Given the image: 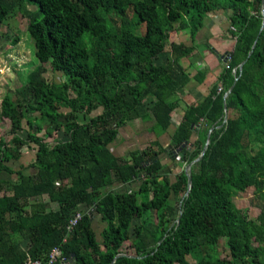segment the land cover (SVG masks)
Returning <instances> with one entry per match:
<instances>
[{
    "label": "trees",
    "instance_id": "16d2710c",
    "mask_svg": "<svg viewBox=\"0 0 264 264\" xmlns=\"http://www.w3.org/2000/svg\"><path fill=\"white\" fill-rule=\"evenodd\" d=\"M262 2L0 0V21L27 18L37 60L0 104L10 121L0 138V264H264ZM226 10L233 49L209 93L186 102L181 93L205 77L186 65L196 33ZM46 63L58 81L46 79ZM138 120L156 139L113 151ZM61 129L66 138L52 144L38 136ZM250 188L255 219L234 202ZM54 248L61 256L49 263Z\"/></svg>",
    "mask_w": 264,
    "mask_h": 264
},
{
    "label": "rangeland",
    "instance_id": "374dc122",
    "mask_svg": "<svg viewBox=\"0 0 264 264\" xmlns=\"http://www.w3.org/2000/svg\"><path fill=\"white\" fill-rule=\"evenodd\" d=\"M223 18H227L226 14H224ZM27 25V18L24 17L20 12H15L13 16H9L3 21H0V104L3 95L8 91L13 93L15 88L20 86V84L26 78L27 73L37 63L34 55L35 42L30 33L27 31ZM15 36H18V40L14 42ZM182 38L185 39L184 36L181 37V39ZM46 66L48 68V70H46L44 73L46 79H55L58 81L60 77L52 70L50 63H46ZM143 124L144 123L142 121L138 120L133 125L122 129L120 137L121 140L116 146L114 144L112 149L117 148L118 145H122V141H124L125 138H128L130 133H140V135H142L141 139L143 140L142 141L140 139V143L143 146L145 145V142H149L152 138H155L151 130L148 131V127L143 128ZM9 129V119L3 118L0 115V138L3 137L7 140L9 136ZM146 132L147 134L145 135ZM38 136H42L49 144L54 143L55 139L57 140L66 138V134L64 133L63 129L59 130L58 132H53L51 136L44 135V131L42 130L38 133ZM136 142L137 141L132 142V145L136 146L139 144L138 142L137 144H134ZM125 145L127 146V143ZM23 151L25 155H23L21 161L28 162L33 159L34 151L31 148L25 146L23 147ZM121 151L122 154H126L129 150H127L126 147H121ZM257 196L258 193L255 192V189L250 188L245 192H235L234 202L237 207L242 210L245 216L255 219L260 214V208L256 203ZM136 222L138 224L143 223L140 219H138ZM219 249L222 257H229V250L225 245L224 240L220 241ZM123 250H126V247H124ZM188 259L191 264L195 263L191 257H188Z\"/></svg>",
    "mask_w": 264,
    "mask_h": 264
},
{
    "label": "crops",
    "instance_id": "0c3cea01",
    "mask_svg": "<svg viewBox=\"0 0 264 264\" xmlns=\"http://www.w3.org/2000/svg\"><path fill=\"white\" fill-rule=\"evenodd\" d=\"M226 12H228V10H226L225 12L218 11L216 13L208 15L205 18L203 28H201L196 33L194 39L196 49L193 55L189 57L188 60L186 61V65L187 66L192 65V68L195 71L196 70L205 71V77L202 83H197L196 81L192 80V82L187 86L185 91L181 93L182 99L185 100L186 102L189 103L197 102L202 97H204L209 93L208 90L209 87L216 81L217 76L219 75L221 69L223 68L224 62L220 60V57L221 56L223 57L226 53L231 52L233 49L235 38L228 32V28H229L228 20H227L228 17L225 19L223 18ZM183 36L185 38L184 40L187 42L189 40V36L187 34H184L180 36V38ZM187 43L190 44V41H188ZM180 111L181 110L174 112L173 115L174 127H177L182 120V114ZM143 125H144L143 128L148 127V131H150L153 124L151 122H146ZM146 134L147 132L145 133V135ZM141 136L142 135H140V133H136V132L130 133L128 135V138H125V140L122 141L123 144L117 146V148L119 149L115 148L112 150L118 154H122L121 147H126V149L128 150L129 147L135 146L132 145V142L137 141L139 143V144H137V142L134 143L137 144L136 147L146 148L152 141L156 139V137L152 138L149 142H145V145L143 146L140 143ZM120 137L121 135L119 136L118 140L115 142V146L117 145V143L120 142L121 140ZM161 139L165 143V147L168 148V152H166V155L164 156L165 159L164 161L168 163L171 157L170 151L172 150L171 146L169 145L170 137L168 134H163L161 136ZM126 143L127 146L125 145Z\"/></svg>",
    "mask_w": 264,
    "mask_h": 264
},
{
    "label": "water",
    "instance_id": "95a60500",
    "mask_svg": "<svg viewBox=\"0 0 264 264\" xmlns=\"http://www.w3.org/2000/svg\"><path fill=\"white\" fill-rule=\"evenodd\" d=\"M261 10H262V13L264 14V0H263V2H262V9H261ZM242 65H243V63H241V64L239 65V71H241ZM230 91H231V89H230L227 93H225V95H224L225 98L228 96V94H229ZM225 110H227V105H226V104H225ZM212 130H213V129H211L210 132H209V134H208V139H207V142H206V145H205V147H204V150H203V153H202L201 157H200L199 159H197L196 161H199V160L203 157V155L205 154V152H206V150H207V148H208V145L210 144V134H211ZM197 131H198V129H197ZM181 149H182V148H179V149H177V151H180ZM192 164H193V163L189 164V165L187 166V168H186V173H187L188 176H189V190H190L191 185H192V177H191V173H190L191 168H192ZM178 221H179V220H178Z\"/></svg>",
    "mask_w": 264,
    "mask_h": 264
},
{
    "label": "built area",
    "instance_id": "2783aa9c",
    "mask_svg": "<svg viewBox=\"0 0 264 264\" xmlns=\"http://www.w3.org/2000/svg\"><path fill=\"white\" fill-rule=\"evenodd\" d=\"M218 90H220V89H218ZM80 217H81V214L80 213H76L74 218H72L71 221H70L69 228L71 226H73L74 224H76V222L80 219ZM60 256H61L60 251L57 248H54L51 251V253H50V261H49V263L54 261V260H56L57 258H60ZM24 264H41V262L39 260H35V261L27 260L26 262H24Z\"/></svg>",
    "mask_w": 264,
    "mask_h": 264
},
{
    "label": "clouds",
    "instance_id": "9594fccd",
    "mask_svg": "<svg viewBox=\"0 0 264 264\" xmlns=\"http://www.w3.org/2000/svg\"><path fill=\"white\" fill-rule=\"evenodd\" d=\"M227 61V57L224 58L223 62L225 63Z\"/></svg>",
    "mask_w": 264,
    "mask_h": 264
}]
</instances>
